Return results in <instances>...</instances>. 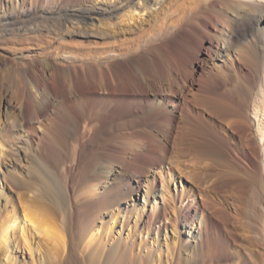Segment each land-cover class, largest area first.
Returning <instances> with one entry per match:
<instances>
[{"label": "bare ground", "instance_id": "6f19581e", "mask_svg": "<svg viewBox=\"0 0 264 264\" xmlns=\"http://www.w3.org/2000/svg\"><path fill=\"white\" fill-rule=\"evenodd\" d=\"M0 168V264H264V0H0Z\"/></svg>", "mask_w": 264, "mask_h": 264}, {"label": "rangeland", "instance_id": "374dc122", "mask_svg": "<svg viewBox=\"0 0 264 264\" xmlns=\"http://www.w3.org/2000/svg\"><path fill=\"white\" fill-rule=\"evenodd\" d=\"M247 28V27H246ZM246 28H243V31L241 30V33H246L247 31V29ZM246 29V30H245ZM5 93H6V95H11L9 92H7L6 90H5ZM8 96V97H9ZM13 102V101H12ZM63 143V144H62ZM58 147L59 148V150H60V152H61V154H62V157H63V159H66V157H69V156H67V155H70V153H71V143L70 142H64V141H61V140H58V141H56L55 142V147ZM64 146V147H63ZM56 147V148H57ZM63 151V152H62ZM64 151H66V153L64 152ZM69 151V152H68ZM68 153V154H67ZM0 177L2 176V174H3V171H4V169L2 168H0ZM95 180V181H94ZM94 180H90V181H87V186L89 185V186H92V185H94V184H96L97 182H98V180L97 179H94ZM99 185H97L96 187H98ZM5 191V193L6 194H11V192H10V190H4ZM9 191V192H8ZM8 192V193H7ZM98 192V191H97ZM11 196H13V198H14V194L12 195L11 194ZM158 198H160V197H158ZM138 201L140 202V204H142L143 203V198H142V196L140 195L139 196V198H138ZM153 203V200H151V202H150V205ZM1 205V204H0ZM196 225L197 224H195L194 226H193V228H195L196 227ZM112 231L113 232H115L116 234H117V238H118V236H120L119 234H118V231H119V226H115V228H113L112 229ZM130 231H131V226L130 225H128V226H126L124 229H123V231H121V237L122 238H126V237H128V234L130 233ZM145 237H147V235H145ZM185 237L187 238V233L185 232ZM188 240L189 241H192L193 240V237L191 236V234H190V236H189V238H188ZM21 259H23V261L24 260H26V259H30V255H29V252H25V254L23 253V254H21ZM221 264H233V263H230V262H227V263H221ZM236 264V263H235Z\"/></svg>", "mask_w": 264, "mask_h": 264}]
</instances>
